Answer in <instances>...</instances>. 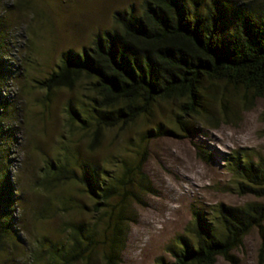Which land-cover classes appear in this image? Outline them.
Segmentation results:
<instances>
[{"label": "trees", "instance_id": "1", "mask_svg": "<svg viewBox=\"0 0 264 264\" xmlns=\"http://www.w3.org/2000/svg\"><path fill=\"white\" fill-rule=\"evenodd\" d=\"M112 22L113 28L95 35L88 47L65 51L55 71L37 81L36 88L48 101L54 92L79 84L91 94L87 105L68 103L65 109L69 126L88 136L90 149L102 143L107 131L133 124L161 103H178L182 134L157 129L144 135L142 158L134 166L124 165L121 177L109 181L100 179L92 165L74 162L69 151L59 163L46 162L38 187L52 192L80 186L93 203L94 220L66 222L59 240L41 236L28 243L24 220L18 223L14 215L18 205L10 169L19 142L13 125L8 127L9 103L3 95L8 76L0 71V258L7 257L0 264H120L130 220L127 207L130 201H140L137 194L128 195V188L139 183L140 193L152 192L142 170L147 143L169 134L191 137L190 120L206 113V84L225 83L251 93L253 99L264 96V1L143 0L138 12H117ZM198 156L206 160L202 150ZM227 166L237 193L256 202L220 204L211 216L193 209L184 233L167 247L172 262L161 257L154 264H216L219 258L240 264L234 251L254 229L261 239L258 264H264V159L253 162L235 152ZM48 208L46 203L33 213L34 219H43ZM16 248L25 250V257L9 253Z\"/></svg>", "mask_w": 264, "mask_h": 264}, {"label": "rangeland", "instance_id": "2", "mask_svg": "<svg viewBox=\"0 0 264 264\" xmlns=\"http://www.w3.org/2000/svg\"><path fill=\"white\" fill-rule=\"evenodd\" d=\"M142 2L0 0V71L8 76L3 95L9 103L8 127L13 125L19 142L13 148L10 169L12 196L18 205L14 215L18 223L24 220L28 243L41 236L59 240L66 222L87 224L94 220L93 203L80 186L52 192L38 187L46 162L59 163L69 151L74 162L92 165L100 179L109 181L121 177L124 165L134 166L142 158L144 135L157 129L182 134L176 118L178 103H161L133 124L107 131L102 143L90 149L88 136L69 126L65 109L68 103L76 108L87 105L91 94L79 84L70 91L54 92L48 101L36 88L37 81L55 71L65 51L88 47L95 35L113 28L115 13L130 8L138 12ZM204 95L206 113L190 120L191 137L169 134L147 143L142 170L152 192L140 193L139 183L128 188V195L135 193L140 201H130L127 207L130 220L120 264H154L161 257L170 263L167 247L184 233L193 209L211 216L220 204L241 207L256 202L237 193L227 159L235 152L253 162L264 159V96L253 99L251 93L225 83L206 84ZM198 150L206 160L198 156ZM61 198L66 204H60ZM46 203L50 208L41 214L43 219H34L33 213ZM260 243L254 229L234 251L240 264H258ZM11 250L15 258L27 254L23 249ZM216 264L228 263L219 258Z\"/></svg>", "mask_w": 264, "mask_h": 264}]
</instances>
